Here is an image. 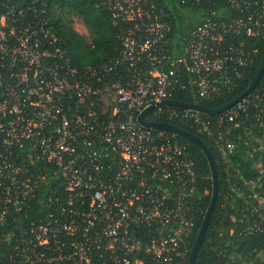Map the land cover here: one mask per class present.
Here are the masks:
<instances>
[{
    "label": "built area",
    "instance_id": "1",
    "mask_svg": "<svg viewBox=\"0 0 264 264\" xmlns=\"http://www.w3.org/2000/svg\"><path fill=\"white\" fill-rule=\"evenodd\" d=\"M166 3L203 16L176 57L160 0H93L120 48L104 63L78 67L58 35L66 20L57 0H0V264H188L202 214L196 202L206 191L174 134L141 127L136 117L181 91L192 104L234 91L257 56L245 39L264 42V0ZM226 9L233 15L215 18ZM80 29L72 28L85 35ZM248 117L264 125V92L214 116L164 106L145 121L202 136L223 166L236 151L225 134ZM225 183L219 236L232 233L221 227L235 194ZM259 194L244 209L239 236L264 234V183Z\"/></svg>",
    "mask_w": 264,
    "mask_h": 264
},
{
    "label": "trees",
    "instance_id": "2",
    "mask_svg": "<svg viewBox=\"0 0 264 264\" xmlns=\"http://www.w3.org/2000/svg\"><path fill=\"white\" fill-rule=\"evenodd\" d=\"M169 2H172V0H169ZM160 3L169 14L168 18L171 26L168 35L169 51L172 56L176 57L179 54L181 40L191 29L200 24L203 16L199 14L197 7L192 6L187 9L175 7L173 10H168L166 0H160ZM57 4L60 9L65 11V15H63L65 20L70 15L78 18L88 33V36L84 37L73 31L67 22L59 24L58 35L63 39L64 47L74 65L78 67L94 66L104 63L118 54L120 46L115 29L110 26L102 9L94 6L93 0H57ZM203 9L205 11V7ZM231 14L233 15L232 12L226 9L224 13H217L215 18L223 19ZM245 49H255L257 56L254 64L243 72L236 89L230 93L214 95L207 100L198 102V105L211 110L219 108L247 87L257 70L264 49V42L247 38L245 39ZM253 91L264 92V72ZM174 98L183 103H195L187 90L177 93ZM237 123V126L231 128L225 134V138L235 141L236 151L229 156L228 162L223 166L216 162L214 151L205 139L202 136L195 135L211 154L217 178V196L202 244L195 256L196 264H217L219 261L224 260H227L229 264H264L262 261L264 234L250 237L238 235V232L248 221L244 209L257 204V198L260 196L259 190L264 183V125L258 127L249 117L245 120L240 119ZM175 126L192 134L190 130L182 125L175 124ZM173 139L185 147L198 175L199 188L206 191V194L200 193L199 201L196 202L201 207L202 214L195 223L194 234L189 246L190 250L208 205L211 190L210 176L206 159L201 151L180 136L174 135ZM223 168H226V173H224ZM226 180L235 194L228 198L231 208H228L227 216L220 217V219L224 231L231 229L232 233L228 235L224 232L219 236L213 227L214 225L218 226L217 221H219L220 211L218 205L222 201V191ZM228 215H231L232 218H229ZM4 251L5 249L0 246V262L3 259Z\"/></svg>",
    "mask_w": 264,
    "mask_h": 264
},
{
    "label": "water",
    "instance_id": "3",
    "mask_svg": "<svg viewBox=\"0 0 264 264\" xmlns=\"http://www.w3.org/2000/svg\"><path fill=\"white\" fill-rule=\"evenodd\" d=\"M263 72H264V49L261 53L260 60H259L258 66H257V70H256L254 76L252 77V79L250 80V82L248 83L247 87L240 94H238L237 96H235L234 98H232L230 101L223 104L219 108L211 110V109H207L206 107H204L202 105H198V104L183 103V102L178 101V100H163L160 103H157L153 106H150L146 109H143L142 111H140L138 113V115L136 117V123L138 125H140L141 127H149V128H153V129H158V130H162V131L174 134L176 136L182 137L183 139H185L186 142L196 146L201 151V153L204 155V157L206 159V163L208 165V170H209V176H210V184H211L210 196H209L208 205L204 211L200 225H199L198 230L196 232V236L192 242V245H191L189 253H188V264H196L195 263V256H196V254H197V252H198V250L202 244L203 237H204V234L206 232L207 225H208V222L210 219V215H211V212H212L215 200H216L217 178H216L214 161H213V158H212L211 154L209 153L208 149L206 148V146L195 135H193L189 132L183 131L180 128H178L174 125H171V124L145 121V117L154 108H161L164 106L189 108V109L196 110V111H198L202 114L208 115V116H214V115L220 114L223 111H225L226 109H228L229 107H231L233 104L238 102L241 98H243L249 92H251L255 88L258 81L260 80Z\"/></svg>",
    "mask_w": 264,
    "mask_h": 264
},
{
    "label": "rangeland",
    "instance_id": "4",
    "mask_svg": "<svg viewBox=\"0 0 264 264\" xmlns=\"http://www.w3.org/2000/svg\"><path fill=\"white\" fill-rule=\"evenodd\" d=\"M66 22L74 29H77L78 31L81 32V29H80V25L83 26V24L81 23V21L78 19V18H75L73 16L70 15V17L66 18ZM84 27V26H83ZM84 31H85V35H82L84 37H87L88 36V33H87V30L86 28L84 27Z\"/></svg>",
    "mask_w": 264,
    "mask_h": 264
}]
</instances>
